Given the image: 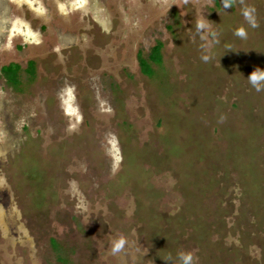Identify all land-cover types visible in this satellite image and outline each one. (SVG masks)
Returning a JSON list of instances; mask_svg holds the SVG:
<instances>
[{
	"label": "rangeland",
	"instance_id": "obj_1",
	"mask_svg": "<svg viewBox=\"0 0 264 264\" xmlns=\"http://www.w3.org/2000/svg\"><path fill=\"white\" fill-rule=\"evenodd\" d=\"M139 12L129 69L101 79L116 107L100 116L112 121L85 127L84 141L71 131L38 141L23 157L18 204L41 232L37 264H165L169 254L178 264L180 250L193 264H264V91L246 80L264 69V0L227 10L163 0L161 12ZM154 46L143 75L137 54Z\"/></svg>",
	"mask_w": 264,
	"mask_h": 264
},
{
	"label": "flooded vegetation",
	"instance_id": "obj_2",
	"mask_svg": "<svg viewBox=\"0 0 264 264\" xmlns=\"http://www.w3.org/2000/svg\"><path fill=\"white\" fill-rule=\"evenodd\" d=\"M162 3L0 0V264H37L43 249L38 225L26 228L18 204L28 146L54 136L64 140L72 137L69 131L84 141L85 127L112 121V115L100 116L103 108L116 107L113 96L103 94L101 79L129 69L124 64L132 60L134 12L159 13ZM152 53L147 59L137 54L143 75L159 48Z\"/></svg>",
	"mask_w": 264,
	"mask_h": 264
},
{
	"label": "clouds",
	"instance_id": "obj_3",
	"mask_svg": "<svg viewBox=\"0 0 264 264\" xmlns=\"http://www.w3.org/2000/svg\"><path fill=\"white\" fill-rule=\"evenodd\" d=\"M222 6L225 10L229 9L231 7V0H222ZM63 10V9H61ZM255 9L254 8H242L241 15L243 16L245 22L249 25L251 28H255L256 22H255ZM205 25L197 21L195 28L197 33H200L201 30L205 29ZM234 35L239 38H245L246 32L243 27H238L234 31ZM201 59L203 61H207V56H202ZM246 80L248 81V84L254 89L256 92L264 91V69H261L259 67L255 68L251 73L247 76ZM112 143L114 144L115 141L113 139ZM113 156V170L118 166L120 162V156L118 152L113 149L112 152ZM125 245V240L123 238L117 239L111 246V252L113 255L116 253H119ZM165 261V264H173V257L171 254H169L166 258L162 259ZM175 260L178 262V264H193L194 257L191 252H185L183 250H180L176 253Z\"/></svg>",
	"mask_w": 264,
	"mask_h": 264
}]
</instances>
